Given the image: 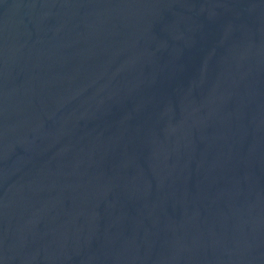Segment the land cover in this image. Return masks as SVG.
Instances as JSON below:
<instances>
[{
  "label": "water",
  "instance_id": "obj_1",
  "mask_svg": "<svg viewBox=\"0 0 264 264\" xmlns=\"http://www.w3.org/2000/svg\"><path fill=\"white\" fill-rule=\"evenodd\" d=\"M0 264H264V0H0Z\"/></svg>",
  "mask_w": 264,
  "mask_h": 264
}]
</instances>
